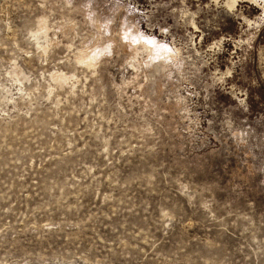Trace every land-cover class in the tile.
<instances>
[{
	"label": "rangeland",
	"instance_id": "1",
	"mask_svg": "<svg viewBox=\"0 0 264 264\" xmlns=\"http://www.w3.org/2000/svg\"><path fill=\"white\" fill-rule=\"evenodd\" d=\"M0 264H264V0H0Z\"/></svg>",
	"mask_w": 264,
	"mask_h": 264
}]
</instances>
